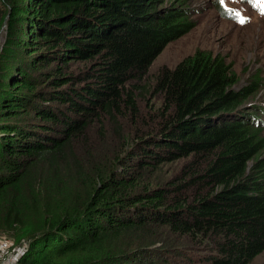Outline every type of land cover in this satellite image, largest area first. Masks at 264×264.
I'll return each instance as SVG.
<instances>
[{
  "label": "trees",
  "instance_id": "trees-1",
  "mask_svg": "<svg viewBox=\"0 0 264 264\" xmlns=\"http://www.w3.org/2000/svg\"><path fill=\"white\" fill-rule=\"evenodd\" d=\"M174 1L0 0L6 45L22 53L0 57V230L27 244L16 264H249L264 252L257 83L235 89L224 58L197 50L143 84L191 27ZM185 159L182 180L159 174Z\"/></svg>",
  "mask_w": 264,
  "mask_h": 264
},
{
  "label": "rangeland",
  "instance_id": "rangeland-1",
  "mask_svg": "<svg viewBox=\"0 0 264 264\" xmlns=\"http://www.w3.org/2000/svg\"><path fill=\"white\" fill-rule=\"evenodd\" d=\"M224 1L246 22L240 23L239 20L231 22L223 18L211 4L214 0L212 2L211 0H183L181 4L189 8L187 20L191 27L188 32L177 36L165 46L148 68L143 84H149L152 87L159 71L173 69L182 59L193 55L197 50L206 51L223 57L231 66L239 80L235 89L248 87L252 82L257 83L253 91L255 95L250 98L247 106L254 105L256 111L252 113H258L259 122H263L264 113L261 110L264 111V15H261L257 8L247 6L244 0ZM175 2L176 0L173 3ZM8 52L11 53L13 61L21 60V51L13 44L6 45L4 28L1 27L0 57L1 54L5 55ZM158 102L159 98H155L150 104L157 105ZM146 104L145 101L141 102L142 110ZM259 136L264 137V131ZM103 148L105 152H109L112 146L105 144ZM259 157L264 158V152ZM188 160L163 165L159 174L166 180H173V178L182 180L184 177L182 167ZM14 234L16 233L12 231L8 234L0 230V262L5 260L14 263L17 252L25 250L27 245L25 240ZM249 264H264V252Z\"/></svg>",
  "mask_w": 264,
  "mask_h": 264
},
{
  "label": "snow or ice",
  "instance_id": "snow-or-ice-1",
  "mask_svg": "<svg viewBox=\"0 0 264 264\" xmlns=\"http://www.w3.org/2000/svg\"><path fill=\"white\" fill-rule=\"evenodd\" d=\"M221 4L224 3V0H220ZM248 3L252 4L253 7L257 8L260 11L261 15H264V0H248ZM229 13H232V10H228ZM237 17H239V13H234ZM240 23H245V19L243 17L239 18Z\"/></svg>",
  "mask_w": 264,
  "mask_h": 264
},
{
  "label": "built area",
  "instance_id": "built-area-1",
  "mask_svg": "<svg viewBox=\"0 0 264 264\" xmlns=\"http://www.w3.org/2000/svg\"><path fill=\"white\" fill-rule=\"evenodd\" d=\"M5 246V245H4ZM9 248V246L7 247V249ZM22 253V251H18L17 252V254L14 256V263L13 262H9V261H2V262H0V264H16V261H17V259H18V257H19V255Z\"/></svg>",
  "mask_w": 264,
  "mask_h": 264
}]
</instances>
